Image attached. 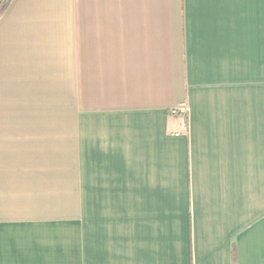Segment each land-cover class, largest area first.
Returning <instances> with one entry per match:
<instances>
[{
	"label": "crops",
	"instance_id": "crops-1",
	"mask_svg": "<svg viewBox=\"0 0 264 264\" xmlns=\"http://www.w3.org/2000/svg\"><path fill=\"white\" fill-rule=\"evenodd\" d=\"M0 264H264V0H12Z\"/></svg>",
	"mask_w": 264,
	"mask_h": 264
},
{
	"label": "rangeland",
	"instance_id": "rangeland-1",
	"mask_svg": "<svg viewBox=\"0 0 264 264\" xmlns=\"http://www.w3.org/2000/svg\"><path fill=\"white\" fill-rule=\"evenodd\" d=\"M56 101H58V107H60L59 108L60 116L65 117V101H66V99L65 98H59V99H56ZM60 119L62 120L63 118H60Z\"/></svg>",
	"mask_w": 264,
	"mask_h": 264
},
{
	"label": "trees",
	"instance_id": "trees-1",
	"mask_svg": "<svg viewBox=\"0 0 264 264\" xmlns=\"http://www.w3.org/2000/svg\"><path fill=\"white\" fill-rule=\"evenodd\" d=\"M12 0H1L0 2V16L6 11Z\"/></svg>",
	"mask_w": 264,
	"mask_h": 264
},
{
	"label": "built area",
	"instance_id": "built-area-1",
	"mask_svg": "<svg viewBox=\"0 0 264 264\" xmlns=\"http://www.w3.org/2000/svg\"><path fill=\"white\" fill-rule=\"evenodd\" d=\"M171 115H182L184 117V115L186 114V109L185 106H182L180 109H173L172 111H170Z\"/></svg>",
	"mask_w": 264,
	"mask_h": 264
},
{
	"label": "water",
	"instance_id": "water-1",
	"mask_svg": "<svg viewBox=\"0 0 264 264\" xmlns=\"http://www.w3.org/2000/svg\"><path fill=\"white\" fill-rule=\"evenodd\" d=\"M0 2H1V0H0Z\"/></svg>",
	"mask_w": 264,
	"mask_h": 264
}]
</instances>
